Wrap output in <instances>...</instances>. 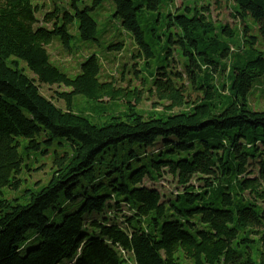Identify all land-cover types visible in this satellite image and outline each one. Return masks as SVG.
Masks as SVG:
<instances>
[{"label":"trees","instance_id":"trees-1","mask_svg":"<svg viewBox=\"0 0 264 264\" xmlns=\"http://www.w3.org/2000/svg\"><path fill=\"white\" fill-rule=\"evenodd\" d=\"M109 1L112 18L136 47L131 59L144 66L154 52L140 14L157 13L154 24L175 28L169 43L185 59L181 71L162 67L148 88H122L113 77L101 82L92 56L70 78L52 65L46 48L57 38L70 51L72 26L81 42H96L90 12L102 0L81 11L73 4L72 15L55 5L41 25L31 0H0V264H264V112L251 110L248 100L264 75V0H181L173 12L174 0ZM224 5L232 25L212 19V8ZM156 32L148 30L158 39ZM39 85L67 89L57 93L65 109L43 97ZM76 96L99 115L111 111L110 122L99 126L74 113ZM143 101L163 111L140 113ZM42 134L49 145L67 142L70 152L54 156L52 178L26 192V204L5 200L3 189L22 184L21 140L30 161ZM121 150L127 164L102 163ZM135 163L143 165L125 174ZM114 172L119 175L106 180ZM162 173L180 189L166 200L143 186ZM76 202L78 209L64 214ZM121 206L128 216H113ZM32 240L38 245L22 254Z\"/></svg>","mask_w":264,"mask_h":264},{"label":"rangeland","instance_id":"rangeland-1","mask_svg":"<svg viewBox=\"0 0 264 264\" xmlns=\"http://www.w3.org/2000/svg\"><path fill=\"white\" fill-rule=\"evenodd\" d=\"M94 0H31L34 6L39 7V12L36 17L38 19V25L42 24V19L45 14L50 13L54 6L65 8V11L71 15L75 13L73 4L76 5L78 10H84L85 7L92 6ZM191 5L197 4L200 0H188ZM166 3L164 2L160 14L165 15ZM181 6V0H174V8ZM230 7H233L230 5ZM232 10L225 7L221 10H215L212 8L211 16L213 21L222 24L232 25L234 23L231 17ZM114 8L109 0H102L100 5L90 12V16L97 22L98 31L96 35V42H81L77 37L75 26L70 27L69 33L74 37L70 43V51L64 49L59 39L54 38L51 45L46 49L50 55V62L53 66L59 68L63 73L67 74L70 78H75L79 72V66L88 58L95 56L100 65V80L106 82L113 77L117 86L122 88L130 87L138 89H146L149 87L152 76H155L157 70L162 67H167L169 70L176 68L179 72L181 67L185 63L180 50L169 43L170 35H173V39L176 40L177 31L175 28H167L164 23L154 24L153 20L157 16L156 14L148 13L145 10L139 16V23L142 31L145 33L146 42L153 48L154 57L149 61V65L144 66L141 60H132L131 56L136 52V47L133 44L131 37L128 33L123 31L116 20L112 18ZM47 28H51V24H43ZM155 29L156 36L148 33V30ZM151 38V40L149 39ZM112 43H121L123 50L119 52L108 51L107 48ZM166 50L172 52V56L167 55ZM178 50V51H177ZM14 60V59H12ZM19 69L23 70V73L28 78H33V74L27 69L25 63L18 61ZM137 63V64H136ZM137 66H136V65ZM124 67V69H123ZM138 71V74L135 73ZM39 91L43 97L50 100L58 108L65 109V105L62 101L57 99L58 92H65L67 89L63 87H48L45 85H39ZM249 105L251 110L256 112H264V75L254 81V88L251 96L249 97ZM153 101H143L137 106L138 112L145 115L153 113H160L163 111L162 107L153 108ZM72 110L74 113L80 114L86 117L91 123L95 125H105L110 122L112 112L107 110L104 115L97 114V109L93 107V104L87 101L82 96H76L73 100ZM99 112L102 109H98ZM123 110H120L122 112ZM117 114V113H115ZM48 139V136L42 134L41 139L38 140L42 144L37 152H31L30 161L27 160L24 153V145L27 143L25 140H21L22 146L18 149L20 155L23 157L24 168L20 174V180L22 182L18 190H12L5 188L2 190V198L8 201L17 200L21 205L27 203L28 194L26 192L36 193L40 188L46 186L52 178L54 170L53 160L56 154L62 156L70 152V148L67 142L60 139H53L52 144L44 143ZM160 143V141L158 142ZM161 145L157 144L153 150L160 149ZM126 152L119 151L115 159L107 158L102 163L107 165V162L114 163L115 166L125 162L127 164V158L124 157ZM115 161V162H114ZM146 161L144 160L143 163ZM143 163L132 164L131 169H124V173L129 175L131 172L136 171ZM121 167V166H120ZM111 168H107L106 172H111ZM118 172L112 173L106 177V180H110L112 177L118 176ZM143 186L151 189H156L160 192L164 200L170 196L176 195L179 188H177L175 181L165 173H162V177L156 181L144 180ZM99 192L103 195L107 194L108 189L101 188ZM79 204L67 203L64 206V214L68 212H74L78 209ZM118 210H112L115 217L121 218L122 216H128V212L125 207H120ZM50 215V214H49ZM61 216L57 215L55 223L59 224ZM38 245V240L30 241L24 247L22 254H25L29 249L35 248Z\"/></svg>","mask_w":264,"mask_h":264}]
</instances>
